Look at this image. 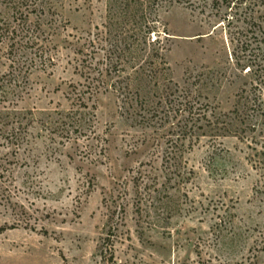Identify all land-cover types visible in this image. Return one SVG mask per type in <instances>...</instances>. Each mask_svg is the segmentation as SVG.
<instances>
[{
  "label": "rangeland",
  "instance_id": "rangeland-1",
  "mask_svg": "<svg viewBox=\"0 0 264 264\" xmlns=\"http://www.w3.org/2000/svg\"><path fill=\"white\" fill-rule=\"evenodd\" d=\"M48 1L43 16L59 26L54 65L31 70L25 88L0 100L27 119L75 110L74 99L87 91L83 60L88 54L104 66L101 48H109L97 39L108 0ZM235 3L160 10L167 68L160 82L173 87L161 108L187 90L220 121L242 112V91L264 65V4L255 12L248 0ZM9 64L0 45V84ZM82 98L90 120L68 140L25 119L19 144L0 132V264H264L261 126L243 133L236 124L229 133L219 124L193 139L186 115L145 121L149 113L109 86Z\"/></svg>",
  "mask_w": 264,
  "mask_h": 264
},
{
  "label": "trees",
  "instance_id": "trees-1",
  "mask_svg": "<svg viewBox=\"0 0 264 264\" xmlns=\"http://www.w3.org/2000/svg\"><path fill=\"white\" fill-rule=\"evenodd\" d=\"M207 1L108 0L103 31L97 38H103L102 41H107L109 45L108 49L103 46L101 48L105 50L104 66H100L101 61H95L88 54L87 57L90 59L83 60L84 66L87 67L84 73L87 91L77 95L74 99V105L77 108L69 113H62L57 119L52 117L49 120H42L37 116L39 114L31 113L30 118L27 119L26 114L14 108L9 109L7 106H2L0 108V132L6 135V139H13L12 142H16L14 144H19L27 134L28 124L23 123L25 119L29 120L33 128H35L34 124H38L43 131L58 133L67 140L73 133L82 134L83 126L90 120L87 119L89 113L83 110L87 109V104L82 97L86 92L92 93L99 86L106 85L123 96L124 104L131 103L129 107L135 108L133 106L135 102L137 106L139 105V110L149 113V116L143 115L145 121L152 120L161 112L167 117L172 112L176 118L186 115L191 121V125H186V128H189L193 139L197 129L204 130L209 127L210 130H214L219 124H222L223 130L229 133L236 124H238V130L243 133L247 130H257L261 126L260 134H264V65L262 63H259L254 73L253 87L242 91L240 97L242 114L237 109L233 111L236 113L235 117L231 118L224 114V119L220 121L221 118L213 112L210 113L208 107L204 108L199 104L187 90L180 91L174 100H168L170 106L167 109L161 108V103H166L168 95H173L171 92L173 87L160 82L162 73L167 69L163 54L165 48L160 42L159 34L160 25H163L160 10L174 4L203 10L207 6ZM235 1L236 5L243 3V0ZM248 1L246 9L253 11L256 5L264 4V0ZM48 2V0H0V45L6 47L7 59L10 61V70L4 75L0 84V100L3 102L14 97L13 87L23 84L25 88L27 75L31 73V70H45L50 65H54L51 52L55 44L51 38L59 35L57 33L59 26L57 19L51 18L47 21L44 18L45 14L43 16L45 10L43 5L49 4ZM222 2L231 5L234 0H212L215 6ZM49 11L53 16L55 15L52 7ZM33 16H36L37 20L32 19ZM254 18V14L251 13L250 19L254 21ZM162 32L167 34L165 29ZM154 33L158 37L152 38ZM88 42L89 46L94 47L93 41ZM175 85L177 88L178 85ZM253 117L262 120L254 122ZM203 120H206L207 125H199ZM7 126H11L8 131ZM186 134L187 132L183 131L175 141L176 152L171 158L176 162L181 157L179 150L184 145ZM261 147L264 148V145ZM262 154L264 156V149ZM261 164L264 167V161Z\"/></svg>",
  "mask_w": 264,
  "mask_h": 264
}]
</instances>
